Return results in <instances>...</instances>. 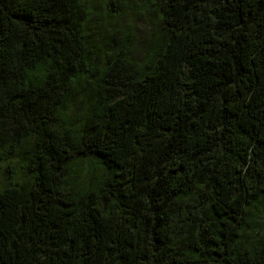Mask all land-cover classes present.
Returning a JSON list of instances; mask_svg holds the SVG:
<instances>
[{"label": "trees", "instance_id": "1", "mask_svg": "<svg viewBox=\"0 0 264 264\" xmlns=\"http://www.w3.org/2000/svg\"><path fill=\"white\" fill-rule=\"evenodd\" d=\"M0 264H264V0H0Z\"/></svg>", "mask_w": 264, "mask_h": 264}]
</instances>
